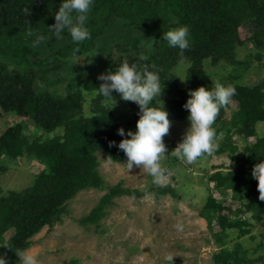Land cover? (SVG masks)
<instances>
[{
	"label": "trees",
	"instance_id": "obj_1",
	"mask_svg": "<svg viewBox=\"0 0 264 264\" xmlns=\"http://www.w3.org/2000/svg\"><path fill=\"white\" fill-rule=\"evenodd\" d=\"M61 2L0 0V120L5 114L16 118L0 133V174L6 161L24 156L43 164L25 188L3 195L0 186V245L10 244L13 250L0 246V252H7L9 264H19L14 251L28 248L35 233L57 222L78 190L103 187L97 170L98 151L114 162L126 161L116 145L127 137L126 126L136 130L140 109L113 92L114 99L125 101L129 114L126 124L115 120L112 109H106L97 94L102 83L98 77L115 71L121 59L137 62L141 54L148 57L142 66L152 70L155 65L159 70L163 88L158 99L170 121L190 122L183 107L190 90L211 88L217 80L236 87L237 94L221 109L214 125L217 138H221L217 140L219 150L213 154L228 152L237 160L232 168H217L207 178L224 195L230 191L238 204L226 205L225 198L217 199L209 191L199 216L206 220L219 248L212 254V264H263V240L259 244L263 253L255 258H248L240 242L228 243L232 230L236 229L235 238H240L256 223L262 226L260 235L264 236V200L252 175L254 166L264 162V139L255 137L256 124L264 121V78L245 83L238 71L254 61L264 63V0H94L87 25L91 39L79 45L71 41L67 31L62 39L47 31ZM244 24L253 29L247 38L239 33ZM179 25H187L191 35V47L183 57L190 65L189 75L182 84L174 76L181 59L179 50L168 47L162 39L163 33ZM38 35L46 42L34 45ZM151 39L158 40L156 46L144 47ZM113 46L125 54L112 66L85 69L74 61L84 56L97 67L111 58ZM246 47L251 52L240 58L241 48ZM228 65L235 66L229 74L210 81L218 69ZM159 100L153 103L158 105ZM86 111L95 116L86 119ZM26 125L31 127L30 134L25 132ZM119 128L125 130V137L118 135ZM234 134L247 145L239 158L233 155L237 148ZM249 137L254 140L249 141ZM153 190L175 193L170 187ZM122 194L139 192L119 184L109 187L80 222L98 225L112 199ZM247 213H251L250 218ZM214 226L217 231H213ZM8 230L13 232L6 237Z\"/></svg>",
	"mask_w": 264,
	"mask_h": 264
},
{
	"label": "rangeland",
	"instance_id": "obj_2",
	"mask_svg": "<svg viewBox=\"0 0 264 264\" xmlns=\"http://www.w3.org/2000/svg\"><path fill=\"white\" fill-rule=\"evenodd\" d=\"M252 30L249 24H244L239 30L241 38H247ZM119 41H124V37ZM120 52L124 56L125 51ZM250 52L247 47L241 48L239 57L244 59ZM108 59L97 67L94 61L84 56L76 57L74 61L85 69L94 70L105 65L112 66V62L117 61L110 57ZM233 67L235 66L228 65L218 69L210 81L214 82L229 74ZM174 71L176 75V67ZM238 71L243 82L255 83L264 78V63L254 61L250 67ZM177 80L179 84L184 82L178 77ZM115 100L116 106L111 108L115 120L126 124L129 114L125 101L118 98ZM15 121L16 118L5 114L0 120V133L8 123ZM126 127L128 131H133L129 125ZM189 127L190 122L171 121L169 133L163 138L166 156L162 160V167L168 170L164 187L172 188L174 194L154 191L159 186L153 183V178L143 169L134 167L128 171L125 162H114L98 151L97 170L102 177L103 187L78 190L67 201L66 212L61 218L52 226L45 225L35 233L26 250L38 255L39 264H165V257L169 254L175 255L173 264H212V254L219 248L206 220L199 216V209L209 191L217 199L225 198V204L231 207L238 202L231 199L230 191L224 195L214 189L207 175L217 168H232L237 158L228 152L211 154L191 165L174 158L171 151L183 139ZM30 129L26 125V134H30ZM219 138L221 136L217 140ZM232 140L237 146L233 155L239 158L243 154V139L234 134ZM248 140L253 141L254 138L249 137ZM5 164L6 167L0 174L3 195L10 190L30 185L37 172L43 168V164L26 156L6 161ZM116 184L136 189L139 194L114 197L98 225L81 223L80 219L90 212L109 187ZM250 214L247 213L246 217L250 218ZM177 223L183 224L182 231L176 229ZM217 230L218 227L214 226L213 231ZM261 230L262 226L256 223L248 234L240 238H235L237 230H232L228 244L240 242L248 258H255L263 253V249L259 248L260 241L264 242ZM12 232L13 230H8L5 236L8 237Z\"/></svg>",
	"mask_w": 264,
	"mask_h": 264
},
{
	"label": "clouds",
	"instance_id": "obj_3",
	"mask_svg": "<svg viewBox=\"0 0 264 264\" xmlns=\"http://www.w3.org/2000/svg\"><path fill=\"white\" fill-rule=\"evenodd\" d=\"M94 7V0H62L54 15V24L47 30L56 39H62L67 31L71 41L79 45L91 39L88 25L89 14ZM173 23L179 24L173 20ZM31 35V33H29ZM52 38V37H48ZM162 39L168 47L178 49L181 59L176 65V75L181 81L188 78L190 65L186 64L183 57L186 50L191 47L190 29L187 25H179L163 33ZM158 40H146L144 47L152 49ZM46 42L43 35H38L34 45ZM97 52V51H96ZM95 52V53H96ZM94 53V55H95ZM110 56L113 61L122 57V53L115 46L112 47ZM148 57L141 54L137 62L129 63L127 59H121L115 71L100 74L98 79L102 81L97 94L102 96L106 109L116 106V100L112 93L120 94L125 101L135 102L139 109V118L136 121V130L128 131L127 137L120 140L118 145L126 156V167L130 171L134 167L143 169L147 175L153 178V183L159 187L166 186L168 170L162 167V160L166 156V145L163 138L168 135L171 121L169 113L158 99L162 92L163 84L155 65L152 70L142 66L141 62ZM79 63V62H77ZM231 69L229 68L228 71ZM186 77V78H185ZM236 87L231 84L221 83L217 80L213 87L203 86L190 90L189 96L183 107L188 111L187 119L190 127L186 130L183 139L171 151V155L191 165L205 155H211L219 150L217 132L214 127L221 109L228 106L236 95ZM159 100L158 105L154 104ZM85 118L90 120L93 115L86 111ZM118 135L125 137V130L119 128ZM255 137L264 139V121L255 126ZM242 147H247L246 144ZM243 151V150H241ZM252 175L258 181L259 197L264 200V162L257 163ZM178 231L183 230V224L175 225ZM12 250L10 244H2ZM13 251V250H12ZM19 264H39L38 255L26 249L14 251ZM175 255H167L165 264H173ZM0 264H9L7 252H0Z\"/></svg>",
	"mask_w": 264,
	"mask_h": 264
}]
</instances>
